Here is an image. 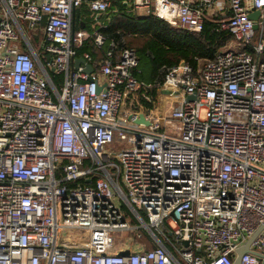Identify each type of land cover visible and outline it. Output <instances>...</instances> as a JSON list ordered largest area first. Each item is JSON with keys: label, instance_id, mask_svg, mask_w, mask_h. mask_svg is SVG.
Instances as JSON below:
<instances>
[{"label": "built area", "instance_id": "obj_1", "mask_svg": "<svg viewBox=\"0 0 264 264\" xmlns=\"http://www.w3.org/2000/svg\"><path fill=\"white\" fill-rule=\"evenodd\" d=\"M119 1L191 31L210 17L231 42L145 83L111 39L87 73L73 9L112 0H0V264H234L261 224L238 264H264V0Z\"/></svg>", "mask_w": 264, "mask_h": 264}, {"label": "trees", "instance_id": "obj_2", "mask_svg": "<svg viewBox=\"0 0 264 264\" xmlns=\"http://www.w3.org/2000/svg\"><path fill=\"white\" fill-rule=\"evenodd\" d=\"M110 8L114 14L100 28L106 37L104 45L100 47L95 45L94 35L91 31L77 48L78 55L89 52L92 56L90 63L95 70L98 69L99 61L103 58L108 41L111 39L120 40L126 46L134 48L138 55H145L149 58L151 80L161 76L160 68L163 65H173L183 60L196 67L198 58L212 59L215 53L232 39L229 32L214 30L210 17L205 18L200 31H191L172 27L168 22L152 13L139 15L130 6L119 0H112ZM245 48L251 51V48ZM260 56L264 60V53ZM139 74H141L140 70L137 72V75ZM50 76L53 77L55 83L60 84L59 75L50 72ZM156 90L155 87H152L147 92L154 96ZM141 100L144 107L153 106L152 102L147 101L144 97H141Z\"/></svg>", "mask_w": 264, "mask_h": 264}, {"label": "rangeland", "instance_id": "obj_3", "mask_svg": "<svg viewBox=\"0 0 264 264\" xmlns=\"http://www.w3.org/2000/svg\"><path fill=\"white\" fill-rule=\"evenodd\" d=\"M145 11H147L146 8H136L135 9V13L137 14H144ZM97 13H100V16H97ZM82 16H83V20L85 19L86 21V25L83 27V35L87 36L94 27L103 24L106 21V18H110L111 15L114 14L113 10L111 8L105 10V11H94V10H90L89 6L84 3L82 6ZM37 31V27H35L32 32L27 31L28 37L30 38L31 43L33 44L34 48L40 53V55L44 54L43 50H38V36L36 34ZM78 32V30H76V33ZM260 36V30L259 28L255 29L254 35L252 37V42H255L257 39H259ZM229 42H231V40H229L225 45H223L222 47H227L229 44ZM227 45V46H226ZM221 47V48H222ZM138 69L140 70L141 74L138 75L139 78H142L145 83L151 82V76H150V72H151V63L148 57H146L145 55H140L139 54V63H138ZM204 108H201L200 113L201 116H204ZM125 145L124 141H120L118 139H115L113 142L107 143L105 144V148L107 151L110 150H120L122 148V146ZM119 204H121L123 206V208L126 209L125 205L118 200ZM118 231H116V234L114 235V237L116 238V243L119 244L121 242V239H119L120 237L118 236Z\"/></svg>", "mask_w": 264, "mask_h": 264}, {"label": "water", "instance_id": "obj_4", "mask_svg": "<svg viewBox=\"0 0 264 264\" xmlns=\"http://www.w3.org/2000/svg\"><path fill=\"white\" fill-rule=\"evenodd\" d=\"M259 14H260V11L258 9H255L251 12H249V17L253 20H255V22L253 23V27L256 28L258 26V23L256 22V20L258 19L259 17ZM79 15H80V7H75L73 9V13H72V23H73V29H78L79 27H84V21L83 20H80L79 19ZM79 63H83L84 64V70L87 72V73H90L93 71V66L87 62L83 57L81 56H77L75 58V65H79ZM159 92L160 94H170V93H173V94H178L180 92L179 89H176V90H172V88L170 87H167V88H162V89H159ZM195 94L192 93V94H188L186 96V98L188 100H193L195 99ZM160 109L157 108L156 111H159ZM155 112H152L150 114H147V115H143V114H140L139 117L136 119V121H147V119L154 115ZM263 224H261L257 230L251 234L249 236V238L243 242L242 244H240L238 247H237V254L236 256L234 257V264H238L239 262V258H240V255L243 251L247 250L249 248V243L251 241V239L253 238V236L256 234V232L259 230V228L262 226ZM184 242H187V240H184ZM130 250V247H127V248H124V249H120L118 252L121 253V254H124V253H128Z\"/></svg>", "mask_w": 264, "mask_h": 264}, {"label": "crops", "instance_id": "obj_5", "mask_svg": "<svg viewBox=\"0 0 264 264\" xmlns=\"http://www.w3.org/2000/svg\"><path fill=\"white\" fill-rule=\"evenodd\" d=\"M83 6V5H82ZM82 6L80 7V11H81V8H82ZM144 14H146V13H144ZM139 15H143V14H139ZM79 19L80 20H83V16H82V14H80L79 15ZM109 18H106V20H108ZM84 21V20H83ZM107 22V21H106ZM104 24H105V22H104ZM84 25H85V21H84Z\"/></svg>", "mask_w": 264, "mask_h": 264}]
</instances>
